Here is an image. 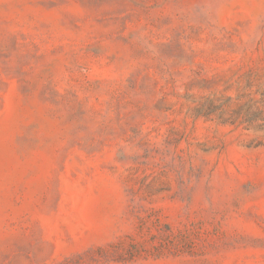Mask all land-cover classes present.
<instances>
[{"label":"rangeland","instance_id":"obj_1","mask_svg":"<svg viewBox=\"0 0 264 264\" xmlns=\"http://www.w3.org/2000/svg\"><path fill=\"white\" fill-rule=\"evenodd\" d=\"M0 264H264V0H0Z\"/></svg>","mask_w":264,"mask_h":264}]
</instances>
